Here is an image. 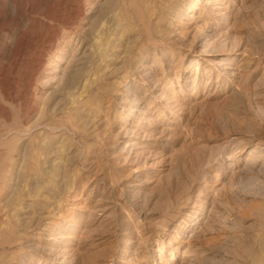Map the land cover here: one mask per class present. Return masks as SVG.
<instances>
[{"label":"rangeland","instance_id":"rangeland-1","mask_svg":"<svg viewBox=\"0 0 264 264\" xmlns=\"http://www.w3.org/2000/svg\"><path fill=\"white\" fill-rule=\"evenodd\" d=\"M197 1L0 0V264H264V0Z\"/></svg>","mask_w":264,"mask_h":264},{"label":"bare ground","instance_id":"bare-ground-1","mask_svg":"<svg viewBox=\"0 0 264 264\" xmlns=\"http://www.w3.org/2000/svg\"><path fill=\"white\" fill-rule=\"evenodd\" d=\"M198 3H199V0L197 1V3L195 4V5H193L192 7H191V9H190V11L192 12V11H195V10H197L198 9ZM172 7V6H171ZM173 9V8H172ZM175 9V8H174ZM104 10V9H103ZM100 11V10H99ZM105 11V10H104ZM169 11V10H168ZM109 13V12H108ZM3 17V16H2ZM4 19V18H3ZM109 23H108V28H107V30L109 31V33L111 32H114V31H116V28H117V26L114 24V19H113V17L110 15L109 16ZM119 28V27H118ZM106 31V30H105ZM107 32V31H106ZM97 33V32H96ZM99 33V32H98ZM106 41V40H105ZM101 42V41H100ZM103 42V41H102ZM99 44V43H98ZM101 48H103V47H101ZM75 72V71H74ZM77 72V71H76ZM76 75H77V73H76ZM99 75V74H98ZM70 79V78H69ZM74 81H75V79H74ZM73 81V82H74ZM77 81H79V80H77ZM76 82V81H75ZM80 83V82H79ZM84 84H83V86H82V88H85L86 87V82H83ZM74 85V84H73ZM78 85V84H77ZM81 88V90H84V89H82ZM59 158V157H58ZM186 257V256H185Z\"/></svg>","mask_w":264,"mask_h":264}]
</instances>
